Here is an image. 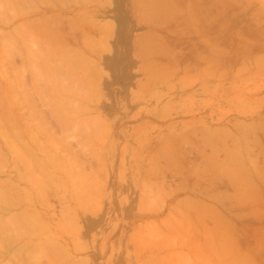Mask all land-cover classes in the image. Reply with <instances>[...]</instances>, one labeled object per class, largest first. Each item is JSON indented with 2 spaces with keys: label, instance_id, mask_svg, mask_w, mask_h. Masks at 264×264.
I'll use <instances>...</instances> for the list:
<instances>
[{
  "label": "rangeland",
  "instance_id": "rangeland-1",
  "mask_svg": "<svg viewBox=\"0 0 264 264\" xmlns=\"http://www.w3.org/2000/svg\"><path fill=\"white\" fill-rule=\"evenodd\" d=\"M96 15L80 0H0V264H264V213L222 216L236 254L185 211L195 199L177 197L162 121L128 102L132 87L104 84Z\"/></svg>",
  "mask_w": 264,
  "mask_h": 264
},
{
  "label": "crops",
  "instance_id": "crops-1",
  "mask_svg": "<svg viewBox=\"0 0 264 264\" xmlns=\"http://www.w3.org/2000/svg\"><path fill=\"white\" fill-rule=\"evenodd\" d=\"M80 1L107 32L104 84L132 87L128 102L162 121L177 197L195 199L185 211L207 215L217 253L224 242L245 253L222 216L264 213V110L247 118L229 105L264 102V0Z\"/></svg>",
  "mask_w": 264,
  "mask_h": 264
},
{
  "label": "bare ground",
  "instance_id": "bare-ground-1",
  "mask_svg": "<svg viewBox=\"0 0 264 264\" xmlns=\"http://www.w3.org/2000/svg\"><path fill=\"white\" fill-rule=\"evenodd\" d=\"M2 255V254H1Z\"/></svg>",
  "mask_w": 264,
  "mask_h": 264
}]
</instances>
